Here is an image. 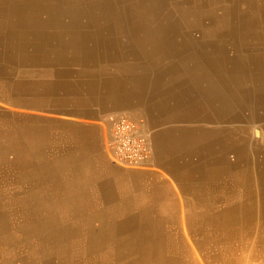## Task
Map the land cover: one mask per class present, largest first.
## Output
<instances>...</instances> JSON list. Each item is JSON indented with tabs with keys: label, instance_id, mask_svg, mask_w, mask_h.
Returning <instances> with one entry per match:
<instances>
[{
	"label": "crops",
	"instance_id": "obj_1",
	"mask_svg": "<svg viewBox=\"0 0 264 264\" xmlns=\"http://www.w3.org/2000/svg\"><path fill=\"white\" fill-rule=\"evenodd\" d=\"M252 1L264 33V0ZM14 7L0 16L12 41L0 42V264H264V147L239 138L264 130V77L241 80L264 65V39L259 52L234 53V78L219 79L232 81L220 87L231 91L228 125L195 132L179 124L189 101L180 107L158 76L139 85L149 51L118 41L69 67L26 57L11 36ZM128 109L158 126L150 170L121 169L104 152L109 117Z\"/></svg>",
	"mask_w": 264,
	"mask_h": 264
},
{
	"label": "rangeland",
	"instance_id": "obj_2",
	"mask_svg": "<svg viewBox=\"0 0 264 264\" xmlns=\"http://www.w3.org/2000/svg\"><path fill=\"white\" fill-rule=\"evenodd\" d=\"M119 1L118 0H108L107 2L109 4L111 3L113 7H109V6L104 7L105 5L104 3H106V1L104 2L102 0H76L75 3L79 5L78 8L81 7V10H83V14L80 16L81 18H78L79 20L74 21L72 19H68L65 25H60L59 21L64 20L65 17H68V16H66L63 13L61 14L60 11H54V13L58 15L57 16L58 18L55 19L51 23V26H48L46 28L53 27L54 32H56L58 28H63L61 31V37H63L64 39H70L73 42H75L76 40H79L81 36L83 38H86L87 40L84 42V46H89L88 48L89 53L102 52L100 50L97 51L93 49V48L99 47V46L94 45V42L97 40L95 38L96 31H94V29L103 28V30L106 32L109 31L113 35L115 34L118 35L119 36L118 41H120L121 43H124L125 46H127L130 43V40H133V39L137 40L135 49H137L138 51L141 50L144 52L149 51L148 53L151 54V55H146L148 58L146 56L141 58V59H146L147 61L144 63H148L149 66L146 68L148 70L146 71L143 70V73L145 74L140 75L141 77H139L140 79L139 85L141 86L145 82L149 87L150 85L149 83L153 81L151 79L152 77H150L151 73L149 72L152 71V74H153V72H156V71L161 72V70L164 69L163 71H166V72L160 73L158 75L159 77L158 79L161 80L160 82H158V85H160V87H164V88L167 87L168 89H170L172 95L177 99L178 103L180 104V107L186 106V103L190 101V104L192 106L191 108L195 109L196 111L197 110L199 111V108L202 107L201 106L202 100L200 98V95L197 93L199 92L198 88L197 87H195L196 89L192 88L193 87L192 83H195V79H193L192 77L189 78L188 75L185 73L178 74L177 72H175V70L173 71V73L167 71L168 69L167 67H169L168 65H171L173 58H182V57H186V56L194 55V54L195 56L193 58H196V59L204 57L205 59H207V63L205 62V65H207L209 68V71L213 73L212 75H207V77H210L211 79L213 78L219 83L220 82L219 79L222 76L224 78H228L232 80L233 78L232 73L234 69L236 70V67H232L230 65V63H233L232 55L234 53H242V52H247V51L249 52L261 51L262 41L264 39V33H262L259 28H262V25H261V22L263 21L262 17L255 16V20L251 27L242 26L239 24V21H238L236 12L239 13V11L246 9L247 4L245 3V1L240 2L237 5L238 10H236L235 7H236V3L238 2V0H147L148 4H146L147 6L146 8L149 11H148V14H145V15L148 16V19H151L153 24L156 23L157 21L161 23L165 19L166 22H168L172 26L171 31H170V28L169 29L167 28L166 30L158 31L157 33L150 32V31H145V32L140 31L135 26L137 24L135 22H143L144 20L142 13L137 9L136 0H119ZM51 2L56 3V0H51ZM94 2L97 5L103 6L101 7L103 8V10L101 8L97 9V7L93 8ZM38 3L40 6V2ZM38 3L33 4V2H30V5L38 6ZM17 4L19 6H18V10L15 13V17L13 19V30L12 31H18L21 28L22 32L28 33V36L23 37V38H21L22 37L21 36L19 38L15 34H12L11 36L16 38L13 41L17 42L15 45H18L20 43L23 44V46L25 47L23 49V56H26V57L38 56L36 54L39 53V50L33 51L30 48V52H28L29 50L28 47H29L30 42L36 40L37 38L46 39L44 35H38V32L43 33L46 28H42V29L32 28L34 24L29 23V19L26 18V16L33 18L32 15L36 17L46 16V15L42 14L40 11H36V9L38 8L31 10L32 14L31 12L24 13L21 9L23 7L22 1L17 0ZM126 7L127 9L129 8L128 10L129 17H133L134 22L131 23L132 25H127L128 20H124V18L122 17V13L120 9H126ZM107 8L113 10L114 12L117 11L116 13L119 16H113L111 18H106L105 21L101 23L98 22L97 23L98 25L96 26L95 25V21H96L95 15L99 16L98 14L103 11L104 13H106V15L104 16H108L109 12H107L108 11ZM168 9L171 10L170 13L166 12V10ZM257 10H260V9H257ZM216 12L220 16V20H221L220 22L221 27H218L219 33L214 31L216 29V26H215L216 17H217ZM74 16H79V15L74 14ZM166 16H168V18ZM247 17L250 18L251 15H248ZM86 19L88 20L87 22H86ZM6 24L7 23L5 22L1 24L2 26L0 27V35L4 37L3 39L4 43H8V42L12 43V41L9 39L10 33H7V32H10L11 28L8 30V28L5 26ZM83 24H85L83 28L78 29V25L82 27ZM28 27L30 29H28ZM252 27L254 28L257 27V28L254 29ZM6 33H7V36H6L7 39L5 37ZM126 33L129 36H127ZM31 34L34 35L35 37H33ZM139 34L145 37L144 38L139 37ZM90 35H92V37L95 38L94 41H92V38H88V36ZM150 35L152 37H150ZM159 37L164 38L163 40H165V42L161 39H158ZM138 40L139 41L141 40V42L139 43ZM115 41L117 40L115 39ZM175 41L178 43H176ZM55 43L56 42L51 41L50 45L48 46L45 52V55L47 57H50L49 52L52 50L51 47H53ZM31 47L34 48L32 45ZM241 47H243V49H241ZM116 48L117 47L114 46L113 48L114 51L118 50ZM163 50H166V51H163ZM117 55L118 53L115 54V56ZM93 56L97 57V55H93ZM121 57L125 59L124 63L133 61V59H131L130 57L126 59L125 57L127 56L125 55H121ZM102 65L103 67L110 68V69L119 67V64L116 63V61H111L109 59H105V61L102 62ZM151 65L152 67H150ZM260 68L264 72V66ZM134 74H136V72ZM248 75L247 74L242 75V79L244 80L245 78H247ZM195 78L198 81V77H195ZM154 79L156 80L157 78H154ZM192 79H193V82H191ZM230 80L222 81V82L226 85H229L230 83H232V81ZM222 82H220L219 84L223 85ZM181 88L182 90H184V93L186 94L182 93ZM221 91H223L224 93L225 92L229 93V90L221 89ZM2 93L4 92L2 91ZM150 105L151 104L149 103L147 108H149ZM262 107H264V105ZM131 111L130 109H128L123 112L137 119H142L145 125L148 124L150 128L148 129L149 133L152 131L151 133L152 135H154V133L157 130H159L157 124L154 121V118L151 115L150 116L145 115L143 111L141 113L140 112L135 113L134 111L133 114H130ZM201 113L203 115L208 114V112L203 113L202 111ZM214 116L215 114L213 116H210L211 118L204 117L205 119L210 120V122H207L205 124L203 122L198 121L204 118L201 115H197L196 113L193 117L187 118L188 120L186 118H182L184 122H179V124L182 125L183 127L187 126L189 127L190 130L195 131V132H198L200 130L207 131L209 130V127H213V128L215 127L216 129H219L225 124L228 125L227 123L228 114L227 116L226 114H224V117L222 119L224 121V124H221V125L216 124L217 122H214ZM258 126L259 125L257 124L255 128H257ZM202 128H206V129H202ZM247 136H249L250 138L251 149H254L255 147H257V149L260 148L261 146L260 142H262L263 147H264V130L260 131L259 136H256L255 133H253V129L251 128L249 129V131L247 130L240 131L239 138L241 140H242L241 137H244L245 138L244 142L247 141ZM228 138H229V135H228ZM227 140L228 139H226L222 135V141H227ZM253 155H254V158L258 159V161L262 160L261 153H255ZM227 156L228 158L231 157L230 159L234 158V154L232 153L227 154ZM119 168L124 169V170H150L151 169V167H148L146 169L123 168V167H119ZM252 170L254 171V169ZM256 196H258V194ZM121 218L122 217L117 218V219L120 220ZM234 243L237 245L239 242L234 241ZM245 257L248 258L247 255ZM247 263L255 264L251 260L250 262L248 261Z\"/></svg>",
	"mask_w": 264,
	"mask_h": 264
},
{
	"label": "bare ground",
	"instance_id": "obj_3",
	"mask_svg": "<svg viewBox=\"0 0 264 264\" xmlns=\"http://www.w3.org/2000/svg\"><path fill=\"white\" fill-rule=\"evenodd\" d=\"M19 1H22V11L25 13V12H31V10L35 9V8H38L36 9V11H40L42 14H45L46 16H39V17H36L34 15L33 18H30V17H27L29 19V23L31 24H34L32 26V28L34 29H42V28H46L48 26H51V23L57 19L58 15L54 13V11H60V13L62 14H65L66 16L68 17H65L64 20H61L59 21L60 25H65L66 21L68 19H72L74 21L76 20H79L78 18H81L80 16L83 14V10H81V7L78 8V4H76V0H56V3H52L51 0H19ZM102 1H106V3H104V7H113V5L110 3H108L107 1L108 0H102ZM119 1V0H118ZM137 2V9L142 13L143 15V22H135L137 23L135 26L137 27L138 30L140 31H150V32H155L157 33L158 31H163V30H166L167 28L169 29L170 28V31L172 30V26L166 22V20L164 19V21H162L161 23H159L158 21L156 23H152V20L151 19H148V16H146L145 14H148V9L146 8V4H148V1L147 0H136ZM242 1H245V3L247 4V7L245 10H242V11H239L236 12L237 13V17H238V21H239V24L242 25V26H247V27H251L253 25V22L255 20V6H254V2L252 0H238V2L236 3V10L237 9V5L242 2ZM30 2H33V4L35 3H38L40 2V6H39V3H38V6H33V5H30ZM54 2V1H53ZM120 2V1H119ZM155 2V1H154ZM100 3V2H99ZM124 5V3H123ZM18 7L19 5L17 4V0H0V16L2 17L3 15H5L6 12H9L8 10L11 9L10 7ZM94 7H97L98 8H101L103 6H100V5H97L95 2H94V5H93V8ZM15 8V7H14ZM83 9V8H82ZM103 10V8H101ZM106 9V8H105ZM109 12L108 16H104L106 15V13H104L103 11L100 12L97 16H96V21H95V25L97 26L98 22H103L106 20V18H111L113 16H119L116 12H114L113 10L107 8ZM13 10V8H12ZM18 10V8H16L15 10V13L16 11ZM121 10V13H122V17L124 18V20H128L127 22V25H132L131 23L134 22L133 20V17H129V14H128V10L129 8L127 9H120ZM14 11V10H13ZM11 12V11H10ZM114 12V13H113ZM147 12V13H145ZM167 13H170L171 10H166ZM34 13V12H33ZM11 14V13H10ZM32 14V12H31ZM74 14H78L79 16H74ZM48 15V16H47ZM248 15H251L250 18H248L247 16ZM169 16V15H168ZM168 16H166L168 18ZM216 29L214 30L215 32L219 33L218 32V27H221L220 26V16L217 14L216 12ZM1 17H0V27L2 26L1 24L4 23V21L1 20ZM101 17V18H100ZM88 18V17H87ZM6 20V19H5ZM88 20L86 19V22ZM263 23V22H262ZM259 24V23H257ZM85 24L81 26L78 25V29H82L83 26ZM254 28V27H252ZM257 28V27H256ZM254 28V29H256ZM28 29H30L28 27ZM63 28H58L56 32L53 31V27H49V28H46L44 30V32H38V35H44L46 37V39L44 38H37L36 40L34 41H31L30 44H29V47L33 50V51H37L39 50V53H37L36 57H39L41 59H44L42 57V55H45V52L48 48V46L50 45L51 41H54L56 42L53 47H51V51L49 52V55L50 57L52 58V60L55 62V61H58V62H63V64L66 66V67H69L70 64H71V61H73V59H78L76 57H94L93 55H99L100 57L103 58L104 55H101V53H89L88 52V48L86 46H84V42L87 40L86 38H80L79 40H76L75 42H73L72 40L70 39H64L63 37H61V31H62ZM249 29V28H248ZM247 29V30H248ZM11 30V29H10ZM95 32V35H96V41L94 42V45L95 46H100L101 49L100 51L103 50V48H110V43H114V44H117L118 42V38L119 36L118 35H113L112 33L110 32H106L103 30V28H100V29H94ZM254 31V30H253ZM126 32V31H125ZM9 33V32H7ZM140 33V32H139ZM12 34H15L17 37H21L22 36V29L20 28L18 31H12L11 32V35ZM173 34V33H172ZM53 35V36H52ZM127 36H129L127 33H126ZM139 37H142L144 38L143 36H141L139 34ZM150 37H152L150 35ZM171 37V36H170ZM218 37V36H217ZM250 37V35H249ZM4 37H2L0 35V42H3L4 43ZM115 39L117 40L115 42ZM155 39V38H154ZM158 39H161L163 40L164 38H158ZM179 39V38H178ZM151 41V40H150ZM165 42V40H163ZM172 41V40H171ZM215 41V40H214ZM138 42L140 43L141 40ZM176 42V41H175ZM155 43V42H154ZM173 43V42H172ZM178 43V42H176ZM5 44V43H4ZM137 44V40L133 39V40H130V43L126 46V47H129V48H135ZM147 44V43H146ZM174 44V43H173ZM182 44V43H181ZM21 48L23 46V44H18ZM31 45L34 47L32 48ZM175 45V44H174ZM2 45H0L1 47ZM124 46V45H123ZM141 46V45H140ZM180 46V45H179ZM150 47V46H149ZM152 47V45H151ZM155 47V46H154ZM160 47V46H159ZM40 48V49H38ZM73 48H76L77 52L75 54H71V50ZM141 48V47H140ZM258 48V47H257ZM16 49V48H15ZM18 49V48H17ZM182 49V48H181ZM1 50V49H0ZM137 50V49H136ZM19 51V50H17ZM107 52H109V50L106 49ZM123 51V50H122ZM152 51V50H151ZM156 51V50H155ZM163 51H166V50H163ZM224 51V50H223ZM97 52V51H95ZM138 52V50H137ZM141 52V51H140ZM177 52V51H176ZM194 52V51H193ZM106 53V52H105ZM117 53V51H114L113 54ZM175 53V52H174ZM181 54V53H180ZM194 54V53H193ZM106 55H109V54H106ZM179 55V54H178ZM209 55V54H208ZM98 56V57H99ZM115 56V55H114ZM177 56V55H175ZM195 56L194 55H189V56H186V57H182V58H173L172 62H171V65H168L169 67H167V71L173 73V71L175 70V72H177L178 74L180 73H185L188 75V77H192L193 79H195V83H192L194 89H196L195 87L198 88L199 92H197L199 95H200V98L202 100V104H201V108H199V111L191 108V104H190V101H189V110L187 111V114H186V117L187 118H191L193 117L196 113L197 115H201L203 118L204 117H210V116H214V120L217 121V120H221L223 119L224 117V114H226L227 116V113H229L228 111L231 110V95H230V90H229V93H224L223 91H221V88L220 87H224V83L223 85L219 84L216 80H214L213 78L211 79L210 77H207V75H212L213 73L209 71V68L207 65H205V62L207 63V59H205L204 57L203 58H193ZM66 57H69V58H66ZM73 57V59L71 58ZM116 57H119L121 61V59H123L121 57V55H117L115 56ZM131 58V56H129ZM173 57V56H172ZM206 57V56H205ZM262 57V56H261ZM35 58V57H34ZM114 58V59H115ZM207 58V57H206ZM40 59V60H41ZM83 59V58H82ZM89 59V58H88ZM256 59V58H255ZM262 59V58H261ZM39 60V61H40ZM45 60L46 59V56H45ZM79 60V59H78ZM182 60V61H180ZM233 61V60H232ZM261 61V60H260ZM41 62V61H40ZM237 62V61H235ZM257 63H255V66H254V69L257 70V71H253L252 74L248 75L247 78H245L244 80L242 79V76H241V80L243 82H245L246 84L249 82V83H254L256 82L257 83V79L259 77H261V79L264 77V72L261 70L260 67H263L264 65L259 62V61H256ZM239 64V63H238ZM253 63H251L250 65H252ZM141 65V64H140ZM139 65V66H140ZM230 65L232 67H236V65L234 64V61L233 63H230ZM261 65V66H260ZM129 66V65H127ZM131 66V64H130ZM129 66V67H130ZM145 66V65H144ZM120 67V66H119ZM128 67V68H129ZM161 68V67H160ZM178 68V69H176ZM119 70H122V69H119ZM164 70V69H163ZM161 70V72H153V74H151L152 76H158L160 73H163V72H166V71H163ZM53 73L54 72H60L59 69L55 68L52 70ZM51 71V72H52ZM99 71V70H98ZM77 72V71H76ZM74 72V73H76ZM125 72V71H124ZM174 72V73H175ZM176 73V74H177ZM127 74V73H126ZM186 75V76H187ZM198 75V76H197ZM200 75V76H199ZM125 76V75H124ZM127 77V76H126ZM195 77H198V81L196 80ZM202 77V78H201ZM234 78V77H233ZM193 79L191 80V82H193ZM247 82H246V81ZM260 80V79H259ZM261 82V81H260ZM259 83V82H258ZM232 84V83H231ZM195 85V86H194ZM230 85V84H229ZM263 85V84H262ZM258 86V85H257ZM263 87V86H262ZM259 88V86H258ZM193 89V90H194ZM257 89V88H256ZM225 90V89H224ZM258 90V89H257ZM260 90V89H259ZM264 91V90H263ZM262 93V92H261ZM135 95V94H134ZM257 96V95H256ZM254 96V98H252L253 102L255 105H257L258 103V98ZM23 99V98H22ZM24 102V100H23ZM263 102V101H262ZM264 103V102H263ZM255 109V108H254ZM184 111V110H183ZM201 111L203 113L205 112H208V114L206 115H203L201 113ZM255 113V112H254ZM257 113V112H256ZM264 113V112H262ZM213 114V115H212ZM264 115V114H262ZM225 116V117H226ZM211 118V117H210ZM220 121V122H221ZM228 121V120H227ZM219 123V122H218ZM241 124V123H240ZM236 129V128H235ZM229 130V129H228ZM223 131H225V129H223ZM253 132L255 133L256 136H259L260 135V130L258 128H255L253 129ZM240 133V132H239ZM148 135H149V132H148ZM222 135L223 137L227 138L228 134L226 132H222ZM230 135V134H229ZM150 136V135H149ZM233 139V138H232ZM245 139V138H244ZM236 140V139H235ZM240 140V139H239ZM233 142V141H232ZM262 143V142H261ZM230 144V143H229ZM152 145V144H151ZM250 145V144H249ZM251 146V145H250ZM231 148V147H230ZM256 150V149H255ZM244 154V153H243ZM224 161V160H223ZM231 162V161H230ZM226 164V163H225ZM232 164V163H231ZM224 169V168H223ZM226 170V169H224ZM239 172H242V171H239ZM229 175V174H228ZM230 179V178H229ZM229 179H228V182H229ZM238 184V183H237ZM230 187V186H229ZM247 193V192H246ZM241 197V195H239ZM261 196V194H260ZM231 197V196H230ZM227 200V199H226ZM228 204V203H227ZM228 206V205H227ZM242 208V207H241ZM223 209V208H222ZM24 249V248H23Z\"/></svg>",
	"mask_w": 264,
	"mask_h": 264
},
{
	"label": "built area",
	"instance_id": "obj_4",
	"mask_svg": "<svg viewBox=\"0 0 264 264\" xmlns=\"http://www.w3.org/2000/svg\"><path fill=\"white\" fill-rule=\"evenodd\" d=\"M104 152L108 160L118 167L146 168L152 155V145L143 120L122 113L110 116Z\"/></svg>",
	"mask_w": 264,
	"mask_h": 264
}]
</instances>
